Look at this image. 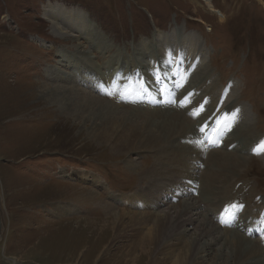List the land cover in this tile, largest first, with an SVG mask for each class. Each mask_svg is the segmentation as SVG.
Here are the masks:
<instances>
[{
	"label": "rangeland",
	"instance_id": "rangeland-1",
	"mask_svg": "<svg viewBox=\"0 0 264 264\" xmlns=\"http://www.w3.org/2000/svg\"><path fill=\"white\" fill-rule=\"evenodd\" d=\"M47 6L82 11L110 41L104 54L83 41L77 43L82 44L81 50L91 51L96 62L119 65L113 75L122 77L114 88L120 98L108 96L115 92L94 82L99 72L85 74L84 66L75 71L57 65L58 56L74 52V43L52 34L44 16ZM176 28L198 37L206 50L204 65L184 75L187 83L184 78L161 85L148 83L142 86L146 92L138 96L136 81L142 80V75L132 57L134 48L144 40L152 41L154 33L165 37ZM150 52L152 56L156 53L154 62L165 68L162 52ZM56 70L72 74L74 82L54 76ZM160 72L157 79L161 80L164 75ZM204 81L206 86L199 83ZM231 81L237 85L232 97L225 99L220 89H226ZM47 88L73 89L81 99L97 98L122 114L102 121L94 103H89L88 109L82 107L86 105L83 100L59 99L62 96L56 93L48 98ZM154 88L165 89L158 96L160 103L148 101ZM214 97L223 105L218 111L212 104ZM238 103L247 106L249 126L242 125ZM154 109L190 121L189 130L178 139L189 152V166L183 170L175 165L173 176L160 166L164 162L156 154L162 147H146L145 119ZM230 110L234 115L231 120ZM207 118L209 123L216 118L212 128L229 134L223 148L218 146L208 154L204 151L201 158L197 142L204 138ZM262 135L264 0H0V264H130L122 255L128 237L114 240L115 232H110L108 225L99 232L115 211L127 209L113 198L128 195L151 199L158 211H167L170 204L177 206L184 199L202 198L206 204L201 203V213L220 229L245 238L248 234L261 247L247 222L264 204V157L248 147ZM133 146L145 148L128 154L126 150ZM217 153L245 158L221 189L222 194L216 189L222 186L220 174L206 188L202 180L205 172H216L214 162L207 161ZM212 190L218 196L210 195ZM88 191L97 196L95 201L88 198ZM96 201L113 208L104 210ZM217 202L220 204L214 208ZM229 204L243 206L248 212V216L241 214L243 219L235 228L226 217L216 218L220 208ZM63 208L69 209L66 215ZM139 264H148V260Z\"/></svg>",
	"mask_w": 264,
	"mask_h": 264
},
{
	"label": "bare ground",
	"instance_id": "bare-ground-1",
	"mask_svg": "<svg viewBox=\"0 0 264 264\" xmlns=\"http://www.w3.org/2000/svg\"><path fill=\"white\" fill-rule=\"evenodd\" d=\"M44 10V16L50 24L52 34L74 43V52L72 51V54L69 52L62 53L58 56L59 60L57 65L64 68H71L75 71L83 69L82 66H84L85 74L94 72V70L99 72V77L94 82L99 86H105L111 91H114L115 94H109L110 97L117 96L120 98L121 95L117 94L114 88L121 84L120 80L122 77L121 74L113 75L119 65L110 67L108 61L105 64L96 62L95 58L91 56V51L81 50L82 44L77 43L78 41H83L91 49H98L101 54H104V50L111 47L110 41H107L106 38L97 32L95 24L89 21L87 15L82 11L67 10L66 8H60L58 6H47ZM141 44L134 48L132 54V57L137 61L138 71L142 75V80L136 81L141 86L158 82H160V85L166 82L174 83L175 80L180 81L181 78H184V82L187 83L188 80L185 76H188L193 70L202 66L205 60L206 50L203 44L200 43L195 34L184 33L183 28H176L175 31L167 34L165 37L159 33H154L152 41L147 43L144 40ZM159 50L162 52L161 62L164 63L165 68L161 66V63L157 64L158 62H154L153 56L156 53H153L152 56L150 52ZM157 71L162 72L160 73L161 76L164 75L162 77L163 79H157V76H160ZM58 72L56 70L54 76L55 74H59ZM203 73L204 71L200 75H203ZM63 74H59L61 79L71 80L73 78L75 80L72 74ZM73 79L72 81L74 82ZM92 81L89 80L90 85H93ZM199 83H203L202 86H206L205 81ZM199 83L197 85H200ZM236 85L237 83L231 81L226 89L221 88L223 98L230 99L234 94ZM141 86H138L140 87L139 91H144L145 89L141 88ZM155 90L159 91L161 89L154 88L151 91V95H153V91ZM45 91V96L48 98L52 97L51 93H56L62 96L59 99L83 100L86 104L82 106L83 108H88L89 103H94L98 107L97 116L102 121L105 118H116L117 115L122 114L119 108L112 106L110 103H104L97 98L84 97L81 99L73 89L47 88ZM66 94L69 95L66 96ZM219 99L215 97L212 99V104L216 111L223 106L222 103L218 104L220 102ZM238 110L242 114L241 117H243V127L244 125L249 126L251 119L247 106L245 104H239ZM92 114H94V111ZM145 120L147 121L146 124L144 123V127L146 126L145 128H147L145 136L148 142L146 147H162L156 155L159 157L160 162L162 160L164 162L160 163L161 168L165 171L164 173L173 176L176 171L174 166L177 164L180 165L179 167L181 169L186 170L189 166L186 162L189 152L186 147L180 144L178 139L180 137L182 138V134L189 130L190 121L169 111H156L155 109ZM121 121L123 120L121 119ZM201 147L199 146L196 150H198L197 154L202 158L205 156V153ZM248 147H251V150L259 157H264V136H259ZM144 148L143 146H133L129 147L126 152L128 154L133 152L137 153L144 150ZM176 158L179 159L177 163ZM244 160L245 158H240L235 155L218 154L217 157L210 155L207 163L214 162L216 172L213 174L205 172L203 174L202 180L204 188H206L207 184L213 185L209 182L212 181L213 177L220 174L218 180L222 186L216 189L222 194L221 189H224V186L232 180L235 172L240 169ZM87 180L95 182V178L92 176H87ZM212 187L210 186V189ZM141 193L144 194V191ZM149 193L148 191L147 195ZM218 194L212 190L210 195L218 196ZM116 197L118 198L113 199L118 204L127 206V209L121 208L119 211H115L109 217L110 221L107 222L106 227L101 230L99 229V232L102 233L108 225L111 228L110 232H115L114 240L118 237H128V245L124 254H122L125 263L139 264L142 260L146 259V261L148 260V264H264V248L262 250L254 240L245 238L242 234L227 229H220L205 213H201V203L206 204L204 199V202L202 201V198L200 200L195 198L184 199L178 202L176 204L177 206L170 204L167 211H158V205L151 199H146V197H140L138 195ZM88 198L95 201L97 196L93 191H88ZM96 202L104 210H112L113 208L107 203H102L101 201ZM140 204L142 207H140ZM219 204V202L213 203V207L216 208ZM68 211L69 209L63 208L61 212H63V215H66ZM83 220L93 221L88 219ZM97 221L95 220L93 222ZM189 231H193V233H191L190 237L186 238Z\"/></svg>",
	"mask_w": 264,
	"mask_h": 264
},
{
	"label": "water",
	"instance_id": "water-1",
	"mask_svg": "<svg viewBox=\"0 0 264 264\" xmlns=\"http://www.w3.org/2000/svg\"><path fill=\"white\" fill-rule=\"evenodd\" d=\"M0 213H1V209H0ZM1 217V216H0ZM3 226V222L0 218V239L2 238V233H1V227Z\"/></svg>",
	"mask_w": 264,
	"mask_h": 264
}]
</instances>
